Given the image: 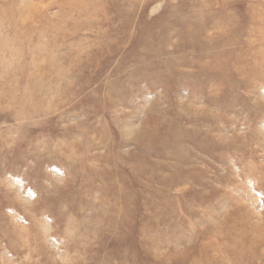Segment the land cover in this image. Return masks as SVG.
Here are the masks:
<instances>
[{"label":"rangeland","instance_id":"rangeland-1","mask_svg":"<svg viewBox=\"0 0 264 264\" xmlns=\"http://www.w3.org/2000/svg\"><path fill=\"white\" fill-rule=\"evenodd\" d=\"M0 264H264V0H0Z\"/></svg>","mask_w":264,"mask_h":264},{"label":"bare ground","instance_id":"bare-ground-1","mask_svg":"<svg viewBox=\"0 0 264 264\" xmlns=\"http://www.w3.org/2000/svg\"><path fill=\"white\" fill-rule=\"evenodd\" d=\"M5 12V11H4ZM9 11L6 13H3V16H4V18L7 20V21H13V20H15L16 21V25L18 24H21V22L23 21H21L20 19H15V18H12L9 14ZM2 15V14H1ZM23 23V22H22ZM8 51V50H7ZM174 137H177V136H174ZM178 138V137H177ZM183 165V164H182Z\"/></svg>","mask_w":264,"mask_h":264}]
</instances>
